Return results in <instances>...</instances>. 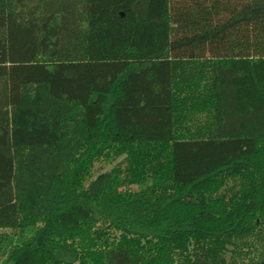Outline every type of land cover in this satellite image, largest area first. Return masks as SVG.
I'll return each mask as SVG.
<instances>
[{
  "label": "trees",
  "instance_id": "16d2710c",
  "mask_svg": "<svg viewBox=\"0 0 264 264\" xmlns=\"http://www.w3.org/2000/svg\"><path fill=\"white\" fill-rule=\"evenodd\" d=\"M0 230L4 264H264V0H0Z\"/></svg>",
  "mask_w": 264,
  "mask_h": 264
},
{
  "label": "rangeland",
  "instance_id": "374dc122",
  "mask_svg": "<svg viewBox=\"0 0 264 264\" xmlns=\"http://www.w3.org/2000/svg\"><path fill=\"white\" fill-rule=\"evenodd\" d=\"M114 164V163H113ZM113 164H102V165H98L97 167V171L95 172V175H97L98 173L104 172L106 170H109ZM5 232L11 236H13L15 239L19 238V231H14V230H0V233ZM14 232H17L14 233ZM6 259L5 256H0V264H4V260Z\"/></svg>",
  "mask_w": 264,
  "mask_h": 264
}]
</instances>
